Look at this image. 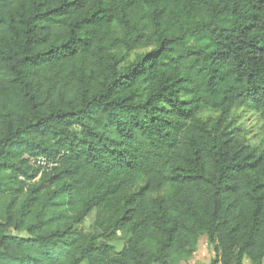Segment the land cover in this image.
<instances>
[{"label": "trees", "instance_id": "trees-1", "mask_svg": "<svg viewBox=\"0 0 264 264\" xmlns=\"http://www.w3.org/2000/svg\"><path fill=\"white\" fill-rule=\"evenodd\" d=\"M238 107L264 135V0H0V264H263Z\"/></svg>", "mask_w": 264, "mask_h": 264}, {"label": "rangeland", "instance_id": "rangeland-1", "mask_svg": "<svg viewBox=\"0 0 264 264\" xmlns=\"http://www.w3.org/2000/svg\"><path fill=\"white\" fill-rule=\"evenodd\" d=\"M231 126L236 127V133L239 137H243L244 140L251 145H258L261 140H264L262 122L259 115L246 108L238 107L234 109L230 114ZM95 219V212L93 211L81 224L83 230L88 231L92 229L93 221ZM19 235L26 236L25 232L18 233ZM115 244L120 247L121 241H116ZM215 253L212 247L207 244L206 236H201L198 240L197 248L192 257L181 262V264H210L214 259ZM244 264H250L248 260H244ZM264 264V259H263Z\"/></svg>", "mask_w": 264, "mask_h": 264}, {"label": "built area", "instance_id": "built-area-1", "mask_svg": "<svg viewBox=\"0 0 264 264\" xmlns=\"http://www.w3.org/2000/svg\"><path fill=\"white\" fill-rule=\"evenodd\" d=\"M37 162L40 163V164H43V165L46 164V161H45L43 158H39V159L37 160Z\"/></svg>", "mask_w": 264, "mask_h": 264}]
</instances>
